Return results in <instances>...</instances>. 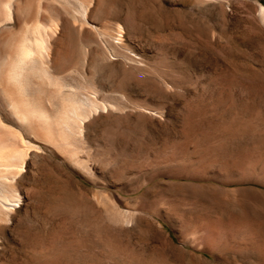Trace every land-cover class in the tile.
<instances>
[{"label":"rangeland","instance_id":"1","mask_svg":"<svg viewBox=\"0 0 264 264\" xmlns=\"http://www.w3.org/2000/svg\"><path fill=\"white\" fill-rule=\"evenodd\" d=\"M10 4L0 264H264V0Z\"/></svg>","mask_w":264,"mask_h":264},{"label":"bare ground","instance_id":"2","mask_svg":"<svg viewBox=\"0 0 264 264\" xmlns=\"http://www.w3.org/2000/svg\"><path fill=\"white\" fill-rule=\"evenodd\" d=\"M12 0H0V21L1 20H3L4 18H10V13L8 12L9 10H8V8H10V2H11ZM28 4V3H27ZM27 4L25 5H23V8H22V5H21V10L23 11H20L19 10V12L23 15V13H24V11H25V16H26V14L28 13V8H29V5L27 6ZM30 4V3H29ZM9 6V7H8ZM39 7V6H38ZM31 8V7H30ZM20 9V8H19ZM263 9H264V6H263ZM3 11H5V13L3 12ZM11 11V10H10ZM27 11V12H26ZM5 20V19H4ZM3 20V21H4ZM8 20V19H7ZM11 20V19H10ZM30 20V19H29ZM29 20H26L25 22H28L29 23ZM3 23V22H2ZM28 23H26V25H28ZM36 27H37V29H36V27H35V29H36V32L38 31V32H40L39 30V28L42 26L41 25V23L39 24V22L37 21L36 22ZM40 25V26H39ZM24 31H25V29H24ZM21 32H19V34H20ZM25 33V32H24ZM26 34V33H25ZM25 34H20L21 36H23V39H24V37L26 38V36H24ZM12 35V34H11ZM14 36H17V34H15ZM19 36V35H18ZM17 36V37H18ZM20 36V37H21ZM12 37H13V35H12ZM11 37V38H12ZM9 38H10V36H9ZM15 38V37H14ZM13 38V39H14ZM16 39V38H15ZM14 39V40H15ZM21 40L18 42V44L16 43V52H19L20 54H21V56H20V60H18V57L16 56V54H14L15 56H13V54L11 53L9 56H7L8 57V63L6 62V60H5V63H7L6 64V68H7V66L8 67H10L11 69L13 68V66L11 67L10 65L11 64H13L14 62H15V60H13L12 59V57L14 58H17L16 60H18V62L20 61V62H23L24 63V66L26 65L25 63L26 62H30V60H28L30 57H31V59H32V56H34L33 55V53L30 51V50H27L26 49V46H25V44H26V42L27 41H23V39H22V37L20 38ZM27 40H28V38H26ZM5 40V39H4ZM11 40V39H10ZM9 40V41H10ZM30 40V39H29ZM38 40V39H37ZM43 40V39H42ZM11 41H13V40H11ZM21 41H23L22 43H24V44H22V43H20ZM39 41V40H38ZM6 42H7V40H6ZM28 42H30V41H28ZM8 43V42H7ZM36 43V42H35ZM40 42H38V43H36V45L37 44H39ZM33 44V43H32ZM32 44H31V47H32ZM9 45H11V43L9 44ZM45 44H44V41L42 42L41 41V46H40V44H39V46L37 45V48H40V49H44V46ZM13 47V46H12ZM27 48H28V45H27ZM10 49V48H9ZM29 49H31V48H29ZM39 49V50H40ZM13 50V49H12ZM18 50V51H17ZM32 50V49H31ZM38 50V51H39ZM9 51H11V49L9 50ZM41 55V54H40ZM19 56V55H18ZM37 57V56H36ZM14 58V59H15ZM12 59V60H11ZM43 60V59H42ZM11 62V63H10ZM16 63L17 64V67L15 66L13 69L16 71V69L18 70V71H16V72H18L19 73V70L21 69L19 66H20V64L19 63ZM14 63V64H15ZM23 63H22V65H23ZM19 64V65H18ZM31 64V63H30ZM21 65V66H22ZM29 65V64H28ZM27 65V66H28ZM5 67H4V69H6ZM20 68V69H19ZM22 68H23V66H22ZM8 69V68H7ZM12 69V73H15V72H13L14 70ZM24 70V69H23ZM23 70H20L21 71V73H22V71ZM26 71H27V69H26ZM32 71V70H31ZM46 71V70H45ZM3 73V72H2ZM21 73L20 74H17L16 73V75H21ZM8 74V73H7ZM9 75V74H8ZM24 75V74H23ZM26 75V74H25ZM7 76V75H6ZM10 76H11V78H10ZM10 76H7L8 77V79L7 80H9V84L10 83H12V81H15V82H17L16 81V79L14 80L13 78V75H10ZM15 76V75H14ZM1 77H2V75H1ZM13 77V78H12ZM4 78V77H3ZM10 78V79H9ZM51 78V77H50ZM18 79H20V81H18L19 83H17L18 85L19 84H22V82H21V80H22V77L21 78H18ZM17 79V80H18ZM23 79H27V77H25V78H23ZM49 79V78H48ZM0 80H1V78H0ZM10 80H12L11 82H10ZM23 81V80H22ZM2 83H4L3 85H5V83H7V82H4V79H3V82ZM14 83V82H13ZM15 84V83H14ZM25 84H27V83H25ZM9 86V85H8ZM11 86V85H10ZM5 87H7L6 85H5ZM23 87V86H22ZM21 87V88H22ZM41 87V86H40ZM8 88V87H7ZM6 88V89H7ZM6 89L4 88L3 89V91H5V93L6 94H8L9 96H8V99L10 98V106H11V108L13 109V111H14V113H15V116L17 117V118H19V120H21V122H26V121H28V120H30V116H32V114L29 112V107L27 108V110L28 111H26V108L25 107H22V105H20L18 102V100L17 99H15V98H17V96L18 95H16V97L14 98V96H12L10 93H7V92H9V89L6 91ZM25 89V88H24ZM11 91V90H10ZM42 91V90H41ZM13 92V91H12ZM14 94V93H13ZM56 94V93H55ZM19 97V96H18ZM18 101V102H17ZM21 101V100H20ZM23 101V100H22ZM23 103V102H22ZM25 104H28V103H26L25 102ZM22 107V108H21ZM71 108V107H70ZM69 108V109H70ZM36 110V109H35ZM34 109H33V111H35ZM38 111V110H37ZM36 111V112H37ZM69 111V110H68ZM75 111V110H74ZM35 112H33V115H35L36 117H37V115L38 114H34ZM39 113V112H38ZM44 114H46L45 112H44ZM44 114L42 113L41 115H39L40 117L41 116H44ZM47 116V115H46ZM73 117H77L76 115H73ZM43 118H45V117H43ZM35 119V118H34ZM36 119H40L39 117L38 118H36ZM33 119L31 118V120L30 121H28V123H31V121H32ZM1 121V120H0ZM73 121H75V120H73ZM2 123V122H1ZM27 124V123H26ZM33 125H35V124H33ZM6 126H2L1 124H0V164L2 165V166H4L5 165V168H6V170H10L9 168H12V166H18L19 167V165H17V163L18 162H20V160H22L21 158H23V154H24V152L22 151V149L20 148V146H22L21 144H20V146H19V142L16 140V135L13 133V132H11V131H9V130H7L6 128H5ZM19 140V139H18ZM18 143H17V142ZM24 146V145H23ZM26 147V146H25ZM24 150H26V149H24ZM19 164V163H18ZM1 167V166H0ZM4 168V169H5ZM7 171H5L4 173H3V176H7V175H9V172L7 173ZM12 173V172H11ZM2 174V173H1ZM2 200H3V202H2ZM14 199H11V202L13 201ZM0 203L1 204H3L4 206L5 205H10V206H16V204L15 203H11V204H9L8 202L6 203V201H8V199L7 198H0ZM0 204V205H1ZM9 206V207H10ZM4 208V207H3ZM5 209V208H4Z\"/></svg>","mask_w":264,"mask_h":264}]
</instances>
